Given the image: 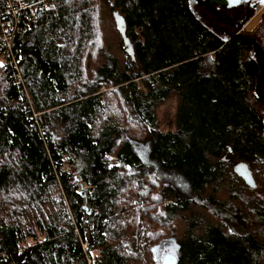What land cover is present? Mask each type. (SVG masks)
Masks as SVG:
<instances>
[{
	"label": "trees",
	"instance_id": "16d2710c",
	"mask_svg": "<svg viewBox=\"0 0 264 264\" xmlns=\"http://www.w3.org/2000/svg\"><path fill=\"white\" fill-rule=\"evenodd\" d=\"M202 12L52 0L0 50V264H161L166 241L178 264H264L260 65Z\"/></svg>",
	"mask_w": 264,
	"mask_h": 264
},
{
	"label": "flooded vegetation",
	"instance_id": "af4514ba",
	"mask_svg": "<svg viewBox=\"0 0 264 264\" xmlns=\"http://www.w3.org/2000/svg\"><path fill=\"white\" fill-rule=\"evenodd\" d=\"M194 2L203 9L204 13L202 12L200 15L204 17V21L211 29L225 37L239 36L246 40L250 43L254 63H264V4H261L260 0H242L238 5L232 7L217 4L209 6L208 0H194ZM253 22L255 23L251 26ZM256 26L261 27L258 29ZM259 77L260 75L255 83V93L264 108V78L259 84L258 92L256 84ZM227 160L232 162L233 171L235 164L240 162L234 159Z\"/></svg>",
	"mask_w": 264,
	"mask_h": 264
},
{
	"label": "built area",
	"instance_id": "2783aa9c",
	"mask_svg": "<svg viewBox=\"0 0 264 264\" xmlns=\"http://www.w3.org/2000/svg\"><path fill=\"white\" fill-rule=\"evenodd\" d=\"M52 0H0V50L12 52L13 38L17 34L30 30L36 25L39 15L47 10ZM18 60H14L18 69ZM19 82H23L22 76L17 72ZM35 114V116H37ZM39 128V122L36 123Z\"/></svg>",
	"mask_w": 264,
	"mask_h": 264
},
{
	"label": "water",
	"instance_id": "95a60500",
	"mask_svg": "<svg viewBox=\"0 0 264 264\" xmlns=\"http://www.w3.org/2000/svg\"><path fill=\"white\" fill-rule=\"evenodd\" d=\"M242 0H208V5L212 6L213 4L232 7L238 5ZM248 1V0H245ZM261 4H264V0H260ZM204 3V2H203ZM115 19L117 26L121 33L125 35L126 23L125 20L118 12L115 13ZM260 65V77L256 84L257 91L259 92V84L264 78V63H259ZM234 171L237 175L242 177L245 183L251 187H256V181L252 170L246 162L240 161L234 166ZM161 264H178V256L175 253H166L162 259Z\"/></svg>",
	"mask_w": 264,
	"mask_h": 264
},
{
	"label": "rangeland",
	"instance_id": "374dc122",
	"mask_svg": "<svg viewBox=\"0 0 264 264\" xmlns=\"http://www.w3.org/2000/svg\"><path fill=\"white\" fill-rule=\"evenodd\" d=\"M255 22L251 24L254 25ZM259 25V24H258ZM250 26V27H251ZM258 27V26H256ZM261 26L258 27V29ZM252 28V27H251ZM264 45V44H263ZM176 105L177 102L174 98L167 99L158 109H157V117L159 119L160 128L164 131L174 130L176 127ZM135 149H137L143 157H146L147 147L134 143ZM66 157V156H65ZM68 167L65 163L63 166ZM168 242V241H166ZM163 242L157 251V255L159 260L162 261L164 255L166 253H176L174 246L171 243Z\"/></svg>",
	"mask_w": 264,
	"mask_h": 264
},
{
	"label": "snow or ice",
	"instance_id": "6c2138e0",
	"mask_svg": "<svg viewBox=\"0 0 264 264\" xmlns=\"http://www.w3.org/2000/svg\"><path fill=\"white\" fill-rule=\"evenodd\" d=\"M4 67L3 62H0V68ZM10 131V130H9ZM158 198V197H157ZM231 231V230H230Z\"/></svg>",
	"mask_w": 264,
	"mask_h": 264
}]
</instances>
